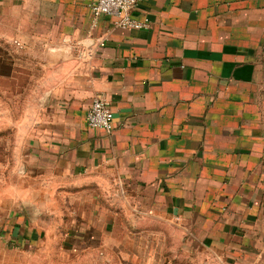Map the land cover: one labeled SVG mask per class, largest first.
<instances>
[{
	"label": "crops",
	"instance_id": "crops-1",
	"mask_svg": "<svg viewBox=\"0 0 264 264\" xmlns=\"http://www.w3.org/2000/svg\"><path fill=\"white\" fill-rule=\"evenodd\" d=\"M90 1L0 0V91L25 105L0 123L18 181L0 187V246L264 264V0H139L140 28ZM98 94L111 131L87 123Z\"/></svg>",
	"mask_w": 264,
	"mask_h": 264
},
{
	"label": "rangeland",
	"instance_id": "rangeland-1",
	"mask_svg": "<svg viewBox=\"0 0 264 264\" xmlns=\"http://www.w3.org/2000/svg\"><path fill=\"white\" fill-rule=\"evenodd\" d=\"M3 86L2 92L0 91V112L2 115L0 117L1 124H8L10 121L9 109L18 108L19 112L24 109V102L22 100L15 101L10 99V86L11 84L7 81ZM25 87V84H23ZM17 106V107H16ZM10 139V132L8 129L0 130V187L8 185L11 181L10 178L14 177V183L18 182L15 180L16 175L13 173V164L10 166V150L8 147V142ZM7 142V145L5 144ZM72 200L73 197H70ZM29 221V226H34L35 223L31 221L30 213H27ZM74 212H66L65 218L67 223H71L74 220ZM40 212L38 218H40ZM57 214L53 213L50 215V220L54 218L57 221ZM40 229V228H39ZM70 228L68 225L65 228L58 229L57 227L51 228V234L53 237L60 235H64ZM40 234V231L38 232ZM41 238V237H40ZM43 239H38L37 243L28 246L27 248L24 246L14 247H2L0 246L1 257L3 264H9L10 256H14L16 254V264H91L92 261L90 259V251L89 249L85 250L82 253H79V245L71 244V245H63L62 240L58 241V239L49 241V243H44ZM69 247V248H68ZM6 259V260H4Z\"/></svg>",
	"mask_w": 264,
	"mask_h": 264
},
{
	"label": "built area",
	"instance_id": "built-area-1",
	"mask_svg": "<svg viewBox=\"0 0 264 264\" xmlns=\"http://www.w3.org/2000/svg\"><path fill=\"white\" fill-rule=\"evenodd\" d=\"M139 0H92L89 7L94 16L107 14L116 17V22L122 26L146 27L149 19H138L131 14V9ZM90 127L111 131L114 128V113L111 104L103 95H96L86 115Z\"/></svg>",
	"mask_w": 264,
	"mask_h": 264
}]
</instances>
